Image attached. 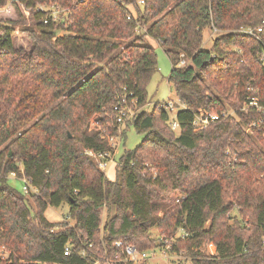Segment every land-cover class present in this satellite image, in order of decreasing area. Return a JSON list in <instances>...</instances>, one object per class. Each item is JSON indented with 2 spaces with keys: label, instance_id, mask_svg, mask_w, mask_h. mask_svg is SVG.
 Wrapping results in <instances>:
<instances>
[{
  "label": "trees",
  "instance_id": "trees-1",
  "mask_svg": "<svg viewBox=\"0 0 264 264\" xmlns=\"http://www.w3.org/2000/svg\"><path fill=\"white\" fill-rule=\"evenodd\" d=\"M143 1L0 0L24 6L34 23L24 30L28 51L14 45V22L0 21V264H93L114 259L116 242L149 251L154 228L192 264H264V125L245 129L264 114L237 109L248 97L264 107V33L263 43L240 33L262 24L264 0ZM207 29L221 33L209 51ZM149 39L172 62L180 128L159 103L139 113L131 125L144 140L120 157L112 180L87 154L113 151L90 125L117 137L119 100L149 104L159 69ZM182 55L189 65L179 68ZM227 105L240 122L194 130L199 111ZM12 174L38 192L13 188ZM63 205L72 227L46 218ZM104 208L117 214L102 228Z\"/></svg>",
  "mask_w": 264,
  "mask_h": 264
},
{
  "label": "rangeland",
  "instance_id": "rangeland-1",
  "mask_svg": "<svg viewBox=\"0 0 264 264\" xmlns=\"http://www.w3.org/2000/svg\"><path fill=\"white\" fill-rule=\"evenodd\" d=\"M42 8V7H41ZM49 10H54L58 13V20L59 16L61 14V10L57 8H51ZM0 21L2 22H14L13 26L15 27V36H14V45L17 48H24L26 50H31L32 47V40L30 36L25 33L24 30L33 28L34 23L30 15V11L25 9L24 6L21 4H14L13 2H9L6 6L0 8ZM65 32H60L59 35H63ZM221 36V33L215 32L214 30L207 29L204 31V43H203V49L206 51L211 50L213 46V41L215 38ZM149 45L153 46L156 49L157 53V60H158V71L150 81L147 87L148 92V102L149 104L141 109L145 111H152L153 107L156 103H163L170 100L175 101L176 103H180L173 87L169 84V76L172 71V62L165 53L163 47L156 42L155 40L149 39ZM126 45V44H124ZM189 65V61L185 58ZM187 65V66H188ZM184 68V67H180ZM228 111L232 114H234L235 121L240 122L239 116L234 113L233 107L230 105H227ZM241 106H238L237 109H240ZM242 112V110H240ZM178 110L173 112L172 118L177 117ZM133 120L128 121L123 127H122V135L118 134V138L109 136V134L102 129V126L97 123L96 119H93L90 125V130H96L101 131L103 137H105L108 142L109 146L115 147L113 149V155L111 156L112 162L109 164L106 171H103L106 176L109 179L115 180L117 177V167L119 166L118 162L120 160V157L125 153L126 150H135L137 147L141 145V143L144 140V134H139L136 132L135 128L131 125ZM246 128V127H245ZM92 158L95 163L98 165L97 160L94 159V157L89 156ZM99 167V165H98ZM148 167L154 172L155 170L152 168V166L148 165ZM156 175V174H155ZM9 184L15 188L16 190L23 192L24 189V183L21 179H17L13 176H10L9 178ZM32 204L33 200H31ZM69 206L63 205L60 208H49L46 212V218L50 220V222H53L57 225H60L62 222L69 225V227H72L75 222L69 218ZM116 209L112 208L111 210H108V208H104L102 212V228L104 227V224L106 223L107 219L113 218L116 216ZM57 227L56 230H59ZM152 240L154 241L155 248L153 250V254L150 256V258L144 263V264H192V261L190 258L186 257L184 254H170L168 252V249L170 248L168 246V243L171 242L164 240L160 236V232L156 230V228L152 229ZM165 243L166 246L163 245ZM156 244L157 247L156 248ZM150 250V252H152ZM215 247L213 245H207L205 248V251L209 254H215ZM9 254H4L5 257H7ZM98 259V261H100ZM98 264H107L103 261L99 262Z\"/></svg>",
  "mask_w": 264,
  "mask_h": 264
},
{
  "label": "built area",
  "instance_id": "built-area-1",
  "mask_svg": "<svg viewBox=\"0 0 264 264\" xmlns=\"http://www.w3.org/2000/svg\"><path fill=\"white\" fill-rule=\"evenodd\" d=\"M140 4L144 5L145 2L143 0H140ZM51 15L54 21L58 20L57 12H55L54 10H51ZM129 19H131V17H129ZM45 23H47V21H45ZM215 32H217V30H215ZM240 33L257 38L261 43H263L261 34L264 33V21L257 28H242L240 30ZM260 60L262 64L264 65V48L262 52L260 53ZM187 65L188 63L185 60L184 55H182L178 66L180 68V67H186ZM128 100H129V97L124 96L119 100L118 104L115 106V111H116L115 124L118 129V134L120 135H122V132H123L122 127L128 121L134 120L135 117H137L139 113L144 111L143 109L137 107L135 100H132L131 102H129ZM157 107L160 109H165L167 111L175 112L176 110L179 111L180 108H184V105H182L181 103H176L173 100H170L167 102L159 103ZM240 110H242V112L247 113V114L251 111H258L259 113L262 112L264 114V107L260 104L259 99L256 97H248L247 101L243 104ZM234 113L236 114V111H234ZM235 117L236 116L230 113L229 111L222 112V113H210V112L201 110L195 116V119L193 121V127L196 132H202L216 123H220L228 118L235 119ZM170 125L174 131L176 132L179 131L180 126L176 118H171ZM262 125H264L263 119L253 120L250 123V125L246 127L245 129L248 133L255 128H259ZM112 149H115V147L114 148L112 147ZM87 154L91 157H94V159L97 160L99 168L103 171H106L109 164L112 162L111 156L113 155V151L105 152L101 154H96L92 151H88ZM12 176L17 178L16 174H12ZM21 180L24 183L23 193L25 195H29L32 192H36V193L38 192L36 189H34L31 186V182L27 178L24 177ZM52 232H54V230H52ZM263 244H264V240H263ZM114 246L119 250V254H117L114 257V259L101 258L100 261L97 260L93 264H98L101 261L107 264H144L153 254V250L152 252H150V250L140 251L134 246L124 245L122 242H116L114 243ZM70 254H71V249L67 247L65 250V256H69ZM83 255H85V253H83Z\"/></svg>",
  "mask_w": 264,
  "mask_h": 264
}]
</instances>
